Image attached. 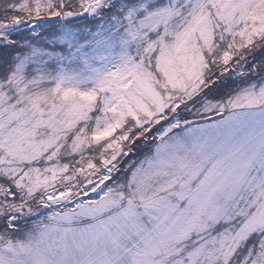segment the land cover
<instances>
[{
    "label": "snow or ice",
    "instance_id": "obj_1",
    "mask_svg": "<svg viewBox=\"0 0 264 264\" xmlns=\"http://www.w3.org/2000/svg\"><path fill=\"white\" fill-rule=\"evenodd\" d=\"M0 264H264V0H0Z\"/></svg>",
    "mask_w": 264,
    "mask_h": 264
}]
</instances>
